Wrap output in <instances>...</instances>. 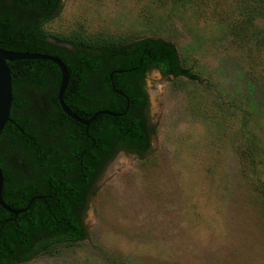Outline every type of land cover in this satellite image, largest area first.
Listing matches in <instances>:
<instances>
[{
  "label": "rangeland",
  "instance_id": "obj_1",
  "mask_svg": "<svg viewBox=\"0 0 264 264\" xmlns=\"http://www.w3.org/2000/svg\"><path fill=\"white\" fill-rule=\"evenodd\" d=\"M151 3L59 0L43 25L90 37L160 36L203 80L149 68L144 154L119 151L94 177L83 239L18 264H264V44L225 33L230 0L197 12ZM249 134L262 160L254 167L240 152Z\"/></svg>",
  "mask_w": 264,
  "mask_h": 264
},
{
  "label": "trees",
  "instance_id": "obj_2",
  "mask_svg": "<svg viewBox=\"0 0 264 264\" xmlns=\"http://www.w3.org/2000/svg\"><path fill=\"white\" fill-rule=\"evenodd\" d=\"M215 1L152 0L151 4L153 10L184 7L197 12L199 7L213 10ZM230 1L234 19L228 22L225 33L245 46L250 42L264 44V25L256 23V19H264V0ZM22 2V26L20 30L0 32V47L58 57L67 71V85L62 93L65 104L84 118L98 109L113 113L98 114L87 126L90 147L89 171H86L88 189L99 172V166L92 165L98 154L102 155L103 164L118 149L138 156L144 154L148 138L144 118L147 103L144 76L149 68H156L163 75L182 76L198 82L203 80L202 76L179 56L172 42L160 36L90 37L79 31L52 33L44 30L43 25L55 15L58 0ZM7 65L11 84L18 86L17 91L12 88L10 122L29 129L37 115L49 114V90L54 82H58L59 70L50 61L42 59L14 60ZM244 123L241 122L242 127ZM54 125L50 123L51 128ZM68 132L69 137L72 132ZM256 139L249 134L240 146L243 161L251 167L255 162L262 163ZM20 141L19 134L13 137L10 149L16 150ZM92 145L95 150H91ZM28 150L25 146L21 151ZM69 172L30 171L28 181L14 178L0 189L4 204L13 210L24 209L14 215L0 207V264H18L40 254H52L57 251V246L71 245L85 237L78 215L82 208V191L77 187L86 183L81 182L82 171H77V182L69 178Z\"/></svg>",
  "mask_w": 264,
  "mask_h": 264
},
{
  "label": "flooded vegetation",
  "instance_id": "obj_3",
  "mask_svg": "<svg viewBox=\"0 0 264 264\" xmlns=\"http://www.w3.org/2000/svg\"><path fill=\"white\" fill-rule=\"evenodd\" d=\"M22 1L23 0H0V32L8 29L13 31L20 30V27L22 26L21 20L24 13ZM1 37L2 36L0 35V38ZM57 86L58 82H54L51 90H49V114L44 112L41 116L37 115V118H35L36 121L29 127V129H25L22 125L10 121H6L2 126L0 130L1 188L10 182H13L14 178L23 182L28 181L27 175L30 171H70L68 176L75 182L79 180L77 171H82V178L80 177L82 179L81 182L86 184L78 186L77 190L81 189L82 191L81 206L83 208L88 191L86 188V171H89L90 164V147L87 130L88 124L85 126L75 121L61 110L56 100ZM11 88H14V91H17L18 86L11 84ZM22 96H24V94H22ZM66 107L78 118L86 119L75 111H72L67 105ZM22 123L25 124L26 120L24 121L23 119ZM50 123L56 125L51 128ZM69 130L72 134L68 137ZM18 134L21 140L20 144L16 150H11L9 146L10 141ZM25 146L29 147L28 152L21 151ZM95 149L96 147L92 145L91 150ZM119 151L126 150L118 149L108 161H111ZM33 159H35L34 162L32 161ZM92 165L99 166L98 171H100L105 165V163H102V155L98 154L97 160H94ZM61 166L63 167L61 168ZM38 179H40V176H38ZM81 211L82 210H79L78 214L80 221Z\"/></svg>",
  "mask_w": 264,
  "mask_h": 264
},
{
  "label": "water",
  "instance_id": "obj_4",
  "mask_svg": "<svg viewBox=\"0 0 264 264\" xmlns=\"http://www.w3.org/2000/svg\"><path fill=\"white\" fill-rule=\"evenodd\" d=\"M26 59H42L48 60L53 63L59 70V81L56 89V100L61 108V110L70 118L75 121L87 125L96 115L98 114H108L113 113L106 109H98L94 111L88 118L80 119L75 114H73L64 104L62 100V93L67 85V71L64 63L56 56L42 54L38 52H16L11 50H5L0 47V130L6 121H10L9 113L12 101V88H11V75L10 69L7 62L14 60H26ZM0 188H1V174H0ZM0 207L12 212L14 215L18 212L24 210H13L3 203L0 197Z\"/></svg>",
  "mask_w": 264,
  "mask_h": 264
}]
</instances>
